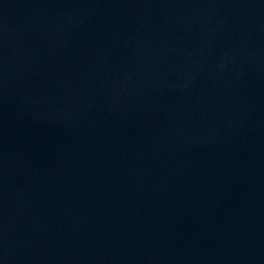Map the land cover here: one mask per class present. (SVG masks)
Masks as SVG:
<instances>
[{"label": "water", "instance_id": "1", "mask_svg": "<svg viewBox=\"0 0 264 264\" xmlns=\"http://www.w3.org/2000/svg\"><path fill=\"white\" fill-rule=\"evenodd\" d=\"M0 264H264V0H0Z\"/></svg>", "mask_w": 264, "mask_h": 264}]
</instances>
